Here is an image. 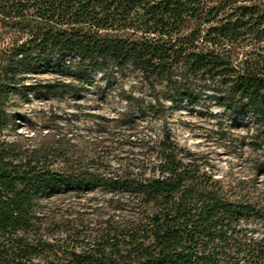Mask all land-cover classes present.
<instances>
[{"label":"trees","instance_id":"16d2710c","mask_svg":"<svg viewBox=\"0 0 264 264\" xmlns=\"http://www.w3.org/2000/svg\"><path fill=\"white\" fill-rule=\"evenodd\" d=\"M245 41L251 49L242 59ZM258 42L264 0H0V263L264 264V237L247 236L242 224L263 222L264 207L225 190L167 132L145 142L151 155L132 169L99 157L70 161L59 147L1 135L12 94L46 99L74 87L28 76L82 77L109 66L131 67L185 100L205 94L232 115L245 110L263 130ZM59 159L65 168L52 167ZM94 190L117 204L128 198L129 219L112 216L113 225L90 238L77 229L66 240L41 234L39 198Z\"/></svg>","mask_w":264,"mask_h":264},{"label":"rangeland","instance_id":"374dc122","mask_svg":"<svg viewBox=\"0 0 264 264\" xmlns=\"http://www.w3.org/2000/svg\"><path fill=\"white\" fill-rule=\"evenodd\" d=\"M247 43L242 46V59L251 49ZM257 46L264 47V42ZM56 79L72 82L75 90L46 99L32 93L12 94L6 106L11 118L1 135L23 146L59 147L70 161L99 157L108 167L132 169L146 164L151 155L145 142L167 132L225 190L236 197L248 194L264 207V129L245 110L232 115L205 94L188 100L168 94L163 85L150 86L131 67L109 66L82 77L33 74L26 81ZM129 96L139 100L129 102L125 99ZM148 101L152 106L139 110ZM132 118L134 126H129L127 120ZM52 167L65 165L59 159ZM111 197L94 190L60 191L39 198L41 234L66 240L77 229L90 238L113 225L112 216L129 219L133 210L129 199L118 205ZM242 224L249 230L247 236L264 237V221L249 218Z\"/></svg>","mask_w":264,"mask_h":264}]
</instances>
